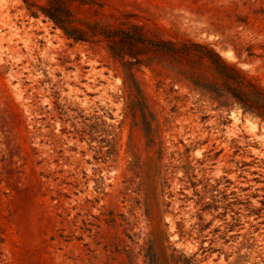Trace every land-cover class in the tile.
<instances>
[{
    "label": "rangeland",
    "instance_id": "rangeland-1",
    "mask_svg": "<svg viewBox=\"0 0 264 264\" xmlns=\"http://www.w3.org/2000/svg\"><path fill=\"white\" fill-rule=\"evenodd\" d=\"M216 54L264 87V0H0V264H264V123Z\"/></svg>",
    "mask_w": 264,
    "mask_h": 264
},
{
    "label": "trees",
    "instance_id": "trees-1",
    "mask_svg": "<svg viewBox=\"0 0 264 264\" xmlns=\"http://www.w3.org/2000/svg\"><path fill=\"white\" fill-rule=\"evenodd\" d=\"M43 14L51 19L57 27L62 29L69 40L75 43L86 42L83 36H81L82 34L74 32L63 26V24H61V22L57 18H54L48 12V10H44ZM32 16L37 17L36 14H32ZM111 39H119L118 42L123 45H133V43L144 44L142 40H138L139 38H134L133 35L129 32L126 34L122 33L120 36H114ZM157 47L160 52L171 57H178L184 52H191L192 48H205L203 46L195 44H187L183 45V47H178L175 44L164 42L159 44ZM110 51L113 54L114 58L122 61H124L125 57L127 56L132 57L130 54H126V52H124L123 50L115 51L112 46H110ZM216 57H218L219 62L216 66L217 69H220L223 72L224 76L228 77L229 79L228 83H230V86H228L229 84H227L226 86L228 88L227 93L230 94L232 99H234L240 105L244 114H250L264 123V87L254 82L252 79L244 75L241 71L237 70L234 66H231L224 62L217 54ZM127 78L128 81L125 82V85H127L128 88V99L130 101V106H132L136 110L139 109L142 112L145 123L150 125V122L148 121L146 115L147 107L145 105V97L143 95V92L135 81L132 73L127 72ZM191 81L197 90L202 89V87L196 84V82H194L193 80ZM209 89H211L209 90L211 92L208 91V93L216 94L218 95V98L222 97L220 96V92H218L217 88Z\"/></svg>",
    "mask_w": 264,
    "mask_h": 264
}]
</instances>
